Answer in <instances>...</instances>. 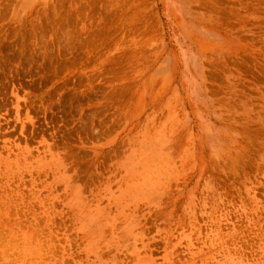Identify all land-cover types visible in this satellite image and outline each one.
<instances>
[{
    "label": "rangeland",
    "instance_id": "1",
    "mask_svg": "<svg viewBox=\"0 0 264 264\" xmlns=\"http://www.w3.org/2000/svg\"><path fill=\"white\" fill-rule=\"evenodd\" d=\"M0 264H264V0H0Z\"/></svg>",
    "mask_w": 264,
    "mask_h": 264
}]
</instances>
